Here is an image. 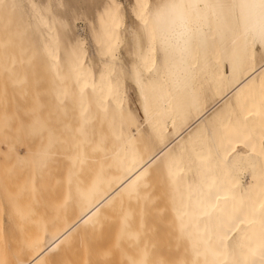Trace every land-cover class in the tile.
<instances>
[{"label":"bare ground","instance_id":"bare-ground-1","mask_svg":"<svg viewBox=\"0 0 264 264\" xmlns=\"http://www.w3.org/2000/svg\"><path fill=\"white\" fill-rule=\"evenodd\" d=\"M261 2L0 0V264H264Z\"/></svg>","mask_w":264,"mask_h":264},{"label":"rangeland","instance_id":"rangeland-1","mask_svg":"<svg viewBox=\"0 0 264 264\" xmlns=\"http://www.w3.org/2000/svg\"><path fill=\"white\" fill-rule=\"evenodd\" d=\"M123 1L125 3V0ZM2 70L3 69L1 68L0 69V90H1L0 91V123L2 124L7 123L9 127H6L5 125L3 126L0 124L1 126H3V128L1 129L2 131H0V185H6L8 184L9 178H10L9 176L10 174L8 171L9 164L12 158L10 154L12 151L15 152L19 150L18 147H16V145L14 144L15 142H13L15 141L14 135H13L14 134L13 129L16 123V121L15 123H13V121L14 119L17 118L18 101L16 102V100L18 99L16 98L15 100L16 93L14 92V90L10 88L11 85L9 84L10 83L9 79L7 80L8 74L6 75V73L4 72L5 70L3 71ZM128 92H129L128 93L129 97L131 99H134L133 92L131 90ZM16 109H17V112H16ZM11 123H13V128L11 126L12 125ZM4 194L5 193L2 191L0 202H2L4 206L2 203H0V207L2 206L5 207V203H4L5 195ZM3 207L1 209H3Z\"/></svg>","mask_w":264,"mask_h":264},{"label":"snow or ice","instance_id":"snow-or-ice-1","mask_svg":"<svg viewBox=\"0 0 264 264\" xmlns=\"http://www.w3.org/2000/svg\"><path fill=\"white\" fill-rule=\"evenodd\" d=\"M261 21H260V37L261 40L264 41V0L261 2Z\"/></svg>","mask_w":264,"mask_h":264}]
</instances>
